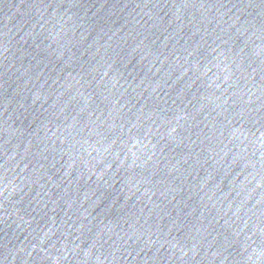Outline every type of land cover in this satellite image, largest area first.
Instances as JSON below:
<instances>
[{
  "label": "water",
  "instance_id": "obj_1",
  "mask_svg": "<svg viewBox=\"0 0 264 264\" xmlns=\"http://www.w3.org/2000/svg\"><path fill=\"white\" fill-rule=\"evenodd\" d=\"M0 264H264V0H0Z\"/></svg>",
  "mask_w": 264,
  "mask_h": 264
}]
</instances>
